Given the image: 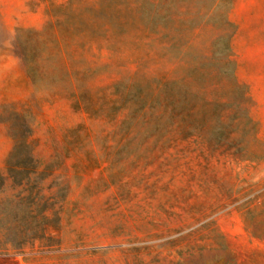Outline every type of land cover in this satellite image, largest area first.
Returning a JSON list of instances; mask_svg holds the SVG:
<instances>
[{
    "label": "rangeland",
    "instance_id": "rangeland-1",
    "mask_svg": "<svg viewBox=\"0 0 264 264\" xmlns=\"http://www.w3.org/2000/svg\"><path fill=\"white\" fill-rule=\"evenodd\" d=\"M0 88V264H264V0H0Z\"/></svg>",
    "mask_w": 264,
    "mask_h": 264
},
{
    "label": "crops",
    "instance_id": "crops-1",
    "mask_svg": "<svg viewBox=\"0 0 264 264\" xmlns=\"http://www.w3.org/2000/svg\"><path fill=\"white\" fill-rule=\"evenodd\" d=\"M2 87V86H1ZM3 93H2V89L0 88V101L3 99Z\"/></svg>",
    "mask_w": 264,
    "mask_h": 264
}]
</instances>
